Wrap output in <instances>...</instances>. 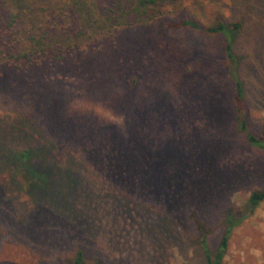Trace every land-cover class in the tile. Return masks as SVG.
Masks as SVG:
<instances>
[{"label": "rangeland", "instance_id": "1", "mask_svg": "<svg viewBox=\"0 0 264 264\" xmlns=\"http://www.w3.org/2000/svg\"><path fill=\"white\" fill-rule=\"evenodd\" d=\"M23 1L51 18L40 9L53 0H0V46L10 44L7 20ZM87 1L101 11L109 0ZM161 5L167 18H192L201 26L217 16L241 23L234 55L247 127L259 135L264 0ZM158 19L121 29L109 41L93 36L83 53L70 51L43 69L0 66V115L16 108L31 118L32 139L52 141L49 157L71 164L82 185L56 203L70 206L71 219L26 191L0 185V264H204L188 215L202 221L213 251L225 210L240 216L249 193L264 190V151L235 129L221 37L163 31ZM63 26L75 29L68 21ZM131 77L136 82L128 92ZM54 96L59 105L51 108ZM130 100L138 118L132 134L122 122ZM7 180V173L0 175V184ZM222 264H264V200L232 229Z\"/></svg>", "mask_w": 264, "mask_h": 264}, {"label": "trees", "instance_id": "2", "mask_svg": "<svg viewBox=\"0 0 264 264\" xmlns=\"http://www.w3.org/2000/svg\"><path fill=\"white\" fill-rule=\"evenodd\" d=\"M171 1L174 0H109L98 11L93 7L95 3L87 0H53L49 6L40 9L50 12L51 18L48 15H38L33 7H28L30 2L17 3L7 20V30L11 29L10 44L0 46V66L17 71L43 69L48 63H61L70 51L83 53L95 40H90L93 36L109 41L121 29L148 26L154 18H159L158 26L163 31L187 28L207 36L217 35L222 39L223 54L229 67L235 129L249 146L264 151V124L259 135L251 133L247 127V109L242 83L238 77V57L234 55V44L241 32V23L226 21L219 16L208 26H201L192 18L170 19L163 14L161 4ZM24 19L28 21L22 22ZM65 21L72 23L75 29L71 31L69 26H63ZM135 82L134 77L128 80V92H131ZM57 104L59 105V97L54 96L51 108ZM15 110L17 109L11 114L7 111L0 115V175L8 174L7 183L0 185L5 190L26 191L33 202H43L71 219L73 212L70 206L65 204V207H60L56 203L65 201L67 190H82L73 166L69 163L61 166L51 159L49 156L56 145L52 141L33 140L32 130L36 127L31 123V118L22 117ZM122 113L123 128L126 133L132 134L137 130L138 118L131 100L126 102ZM63 122V118H58L57 128H62ZM120 134L118 132L114 135L116 141H121ZM263 200L264 190L252 191L244 202L243 214L235 217L229 210H225L223 232L213 251L208 248L202 221L193 214L188 215L197 235L204 264H222L232 229ZM75 263L79 264L78 260Z\"/></svg>", "mask_w": 264, "mask_h": 264}]
</instances>
